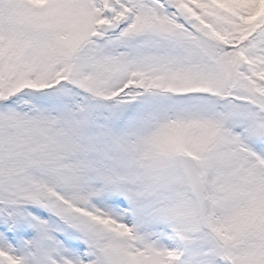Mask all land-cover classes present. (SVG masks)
<instances>
[{"label": "snow or ice", "instance_id": "obj_1", "mask_svg": "<svg viewBox=\"0 0 264 264\" xmlns=\"http://www.w3.org/2000/svg\"><path fill=\"white\" fill-rule=\"evenodd\" d=\"M0 264H264V0H0Z\"/></svg>", "mask_w": 264, "mask_h": 264}]
</instances>
